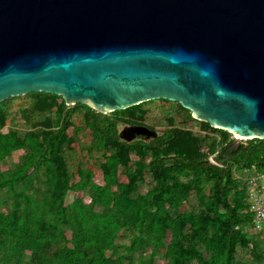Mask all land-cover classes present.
I'll return each mask as SVG.
<instances>
[{
  "label": "water",
  "instance_id": "water-1",
  "mask_svg": "<svg viewBox=\"0 0 264 264\" xmlns=\"http://www.w3.org/2000/svg\"><path fill=\"white\" fill-rule=\"evenodd\" d=\"M32 92L101 113L166 99L264 140V0H0V104Z\"/></svg>",
  "mask_w": 264,
  "mask_h": 264
},
{
  "label": "trees",
  "instance_id": "trees-1",
  "mask_svg": "<svg viewBox=\"0 0 264 264\" xmlns=\"http://www.w3.org/2000/svg\"><path fill=\"white\" fill-rule=\"evenodd\" d=\"M38 93L42 92L28 94L33 97ZM119 112L101 113L82 103L74 108L63 104L61 129L0 133V160L26 150L14 171H0V194L9 191L11 197L5 204L7 209H0V233L15 239L14 254L21 260L63 240L70 247L55 264H156L157 255L164 249L172 264H241L237 260L239 243L254 240L244 230L253 227L244 179L249 173L264 171V140L245 139L233 150L234 138L228 131L204 122L213 135H193L172 124L156 138L139 136L128 142L120 137L121 125L141 123H130ZM76 115L81 119L80 126L90 130L97 151L106 158L105 181L119 186L103 212L90 211L82 201L64 203L70 178L77 168H84L75 158H64L66 130ZM201 145L208 146L203 155L199 152ZM145 151L156 155L149 166L151 189L142 193L145 180L141 174L135 175L128 163L131 153ZM209 155L217 164L209 161ZM43 166L53 173L47 183L50 188L41 193L38 189L29 191L40 179ZM122 166L128 178L120 183ZM182 172L192 173L191 180L175 179V174ZM207 182L212 186L206 208L181 212V205L194 188ZM170 228H175L176 236L168 244ZM126 241L130 244L123 250ZM201 250L206 252L204 258ZM128 254L133 259L128 260Z\"/></svg>",
  "mask_w": 264,
  "mask_h": 264
},
{
  "label": "rangeland",
  "instance_id": "rangeland-1",
  "mask_svg": "<svg viewBox=\"0 0 264 264\" xmlns=\"http://www.w3.org/2000/svg\"><path fill=\"white\" fill-rule=\"evenodd\" d=\"M0 108V133L16 132V131H33L38 128L45 130L61 129L62 121L59 116L60 107L66 104L68 108H74V105L66 103L61 95L50 94L47 92L38 93L36 96L29 94L10 97L4 100ZM119 115L131 122H138L147 125L151 128L158 129L160 132L175 124L177 127L189 130L193 135L201 133L203 135H213L214 132L203 121L195 119L192 112L184 108L178 102H172L166 99H157L144 102L119 110ZM168 111V112H166ZM191 115V117H189ZM71 125L68 126L66 134L68 137V145L65 150L66 159L72 157L84 165V168H77L75 174L70 178L67 188L64 192L65 205H75L83 202L89 206L90 211L103 212L110 204L112 198L118 193L119 186L109 185L104 178V164L106 158L102 151H97L95 140L86 128L80 125V118L75 116L72 119ZM128 122L121 125L120 129L129 126ZM230 137L235 136L234 132H230ZM232 135V136H231ZM245 141L243 137H240ZM208 151L207 145L199 147L200 154H205ZM26 150L14 152L4 160H0V171H14L23 161ZM156 152L145 151L142 153H131L129 166L132 167L134 174H141L144 178V183L141 186V192L146 193L151 188L152 178L149 173V166L153 161ZM53 175L51 168L43 166L40 171V179L35 181L29 187V191L38 189L39 193L47 191L50 187L47 184L50 177ZM126 167L122 166L119 171V182L127 180ZM192 178V173L182 172L175 174V179L180 182H188ZM212 182H207L199 187H195L190 196L181 205V212L197 211L206 208L205 204L210 193ZM2 204L0 209L5 211V205L11 199L9 191L0 194ZM244 209V206H243ZM244 213H246L244 209ZM175 228L168 229L167 241L171 243L175 234ZM245 232L251 234L254 238L252 241H247L246 244L239 243L237 251V260L241 264H264V237L260 233H256L252 227L244 229ZM244 232V231H243ZM15 239L0 233V264H55L59 257L63 255L70 247L63 240L55 241L48 247L44 248L36 254H28L21 260L14 254L13 244ZM123 250L130 242H124ZM210 245L212 243L210 242ZM162 250L157 255L156 264H172V260L167 258ZM200 256H206L205 250L200 251ZM133 259L131 255H127V259ZM137 258V257H136ZM196 264H201L199 261ZM217 264V263H216Z\"/></svg>",
  "mask_w": 264,
  "mask_h": 264
},
{
  "label": "built area",
  "instance_id": "built-area-1",
  "mask_svg": "<svg viewBox=\"0 0 264 264\" xmlns=\"http://www.w3.org/2000/svg\"><path fill=\"white\" fill-rule=\"evenodd\" d=\"M209 161L217 164L213 155H209ZM244 181L248 208L253 215L252 229L264 237V171L249 173Z\"/></svg>",
  "mask_w": 264,
  "mask_h": 264
},
{
  "label": "bare ground",
  "instance_id": "bare-ground-1",
  "mask_svg": "<svg viewBox=\"0 0 264 264\" xmlns=\"http://www.w3.org/2000/svg\"><path fill=\"white\" fill-rule=\"evenodd\" d=\"M237 135V134H236ZM237 136H239V135H237Z\"/></svg>",
  "mask_w": 264,
  "mask_h": 264
}]
</instances>
